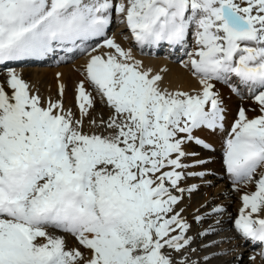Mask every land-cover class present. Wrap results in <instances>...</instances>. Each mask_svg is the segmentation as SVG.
I'll use <instances>...</instances> for the list:
<instances>
[{
    "label": "snow or ice",
    "instance_id": "1",
    "mask_svg": "<svg viewBox=\"0 0 264 264\" xmlns=\"http://www.w3.org/2000/svg\"><path fill=\"white\" fill-rule=\"evenodd\" d=\"M113 12L141 46H183L194 26L195 48L184 66L200 90L161 88L159 74L105 39L100 46L115 54L91 56L86 74L114 109L100 122L111 131L88 134L62 101L44 106L7 68L10 92L0 84V264H190V226L177 206L196 187H181L185 178L204 175L187 169L204 161L186 163L197 154L185 145L210 147L194 130L223 129L213 81L233 77L261 112L249 119L241 107L225 141L234 183L256 185L242 196L234 226L264 243V0H0V65L42 58L54 44L103 37ZM77 100L87 115L92 99L83 81ZM47 228L71 233L90 255L65 250L64 239ZM173 252L184 258L175 260Z\"/></svg>",
    "mask_w": 264,
    "mask_h": 264
},
{
    "label": "bare ground",
    "instance_id": "2",
    "mask_svg": "<svg viewBox=\"0 0 264 264\" xmlns=\"http://www.w3.org/2000/svg\"><path fill=\"white\" fill-rule=\"evenodd\" d=\"M118 2L119 0H113L114 4ZM108 38L113 39L125 51L131 50L133 58L141 62L143 70L150 69L152 74H159L162 77L161 88L188 91L193 94L200 90L198 78L193 77L191 71L184 66L189 60L188 53L195 48L194 33L190 32L183 46L170 45L166 41L141 46L133 38L124 18L115 12L103 37L54 44L53 50L42 58H26L0 65V84H4L5 90L10 92L6 84L7 68L14 69L28 83L30 92L40 96L44 106L49 99L60 100L65 111L70 110L75 119L83 120L84 132L108 135L111 130L106 128V123L102 125L100 122H107L114 114V109L108 105L106 97L90 82L86 74V66L91 56L101 55L106 58L107 53L115 54L114 49L100 46ZM82 81L85 91L92 99L87 115L82 113L77 100L78 86ZM213 83L214 91L219 94L224 109L223 129L211 130L215 132L218 150L208 151L204 146L194 142L185 145L186 151L197 154L189 156L191 160L194 157L196 161H204L187 169L192 173L202 172L203 176H187L181 183V187L188 189L191 188L192 182L197 181V184H193L196 186L194 190H186L182 194L183 199L177 206V211L183 209L181 215L190 226L186 235L192 237V240L190 247L185 250L186 255L190 264L193 261L197 264H264V245L245 239L234 226L240 209L244 207L242 196L256 191V185L254 182L234 183L233 177L226 172L225 155L222 154L226 150L222 143L231 132V125L238 119L240 108L245 109L249 119H254L261 115L260 106L248 92L247 86L240 84L235 77L229 83L222 81ZM234 88L238 91L234 92L232 90ZM92 121L96 123L93 124ZM202 129L210 130L206 127ZM259 171L256 179L259 178ZM217 207L223 210L214 213L212 210ZM195 213L197 214L194 215ZM198 216L202 217L199 221L196 219ZM210 226L214 231H207ZM46 230L51 235L64 239L65 250L79 249L85 255H90V251L71 233L56 228ZM166 251L171 252L170 249ZM205 256L209 257L208 261H204ZM173 258L180 261L184 257L174 253Z\"/></svg>",
    "mask_w": 264,
    "mask_h": 264
},
{
    "label": "rangeland",
    "instance_id": "3",
    "mask_svg": "<svg viewBox=\"0 0 264 264\" xmlns=\"http://www.w3.org/2000/svg\"><path fill=\"white\" fill-rule=\"evenodd\" d=\"M192 34L194 33V31L192 30V32H191ZM185 47V46H184ZM232 90H234V89H232ZM234 92H236V91H234ZM233 125V124H232ZM232 125H231V128H232ZM201 130V131H200ZM205 131V133H203V132ZM196 132V133H195ZM201 134H200V133ZM210 134H212V135H210ZM229 134L230 133H228L227 135V138L224 140V142L222 143V145L223 146H226V144H225V141L228 139V137H229ZM193 135L195 136V137H198L199 139H201V140H203L207 145H210V147H205L206 148V150H208V151H215V150H218V148H217V146H218V143L216 142V137H215V132L214 131H211V130H204V129H202V127L200 128V129H197V130H194V133H193ZM215 139V140H214ZM226 151V150H225ZM225 151L224 152H222V154H224L225 155ZM189 160V161H188ZM194 161H196L195 159H194V157H192V160H191V158L189 157V158H187V160H185V162H187L189 165H192L193 164V162ZM224 162H225V160H224ZM224 162H223V164H222V168H223V166H224ZM193 167V166H192ZM226 167V166H225ZM189 168H191V166L189 167ZM224 169V168H223ZM259 171V170H258ZM227 172V171H226ZM228 173V172H227ZM258 174V173H257ZM193 184H197V181H195V183L194 182H192V185ZM197 213H195L194 215H196ZM85 254V253H84ZM172 255L174 256V252L172 253Z\"/></svg>",
    "mask_w": 264,
    "mask_h": 264
}]
</instances>
